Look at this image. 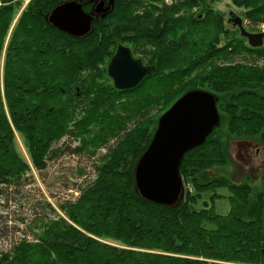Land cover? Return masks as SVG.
<instances>
[{
	"label": "trees",
	"instance_id": "16d2710c",
	"mask_svg": "<svg viewBox=\"0 0 264 264\" xmlns=\"http://www.w3.org/2000/svg\"><path fill=\"white\" fill-rule=\"evenodd\" d=\"M21 1L0 0V201L31 169L16 133L38 170L70 153L94 158L95 176L59 204L63 215L50 204L55 215L38 212L33 238L1 252L0 264H264V171L261 187L197 177L228 162L227 137L264 144V45L251 47L214 6L234 5L250 30L260 31L264 0H184V15L168 14L163 26H184L176 29L184 51L180 45L168 59L185 66V76L167 77L161 61L127 90L115 87L108 64L118 44L152 38L148 14H116L72 38L41 15L65 0H30L24 10ZM194 89L219 97L221 124L186 154L183 202L172 208L146 201L135 188L136 163L159 117ZM66 138L71 143L57 146ZM216 186L230 191L229 213L206 202L192 208L201 190Z\"/></svg>",
	"mask_w": 264,
	"mask_h": 264
},
{
	"label": "water",
	"instance_id": "95a60500",
	"mask_svg": "<svg viewBox=\"0 0 264 264\" xmlns=\"http://www.w3.org/2000/svg\"><path fill=\"white\" fill-rule=\"evenodd\" d=\"M55 29L72 38H84L93 32V16L86 12L82 0L58 3L44 17ZM229 22L240 29L251 47L264 45V32H250L243 18L229 12ZM141 59L132 56L126 46H119L108 65L109 76L119 90L138 86L152 71ZM219 97L203 89L181 95L158 119L156 130L135 169V188L146 201L172 208L186 195L181 167L186 154L203 145L221 124Z\"/></svg>",
	"mask_w": 264,
	"mask_h": 264
},
{
	"label": "rangeland",
	"instance_id": "374dc122",
	"mask_svg": "<svg viewBox=\"0 0 264 264\" xmlns=\"http://www.w3.org/2000/svg\"><path fill=\"white\" fill-rule=\"evenodd\" d=\"M21 2L24 10L30 0ZM220 9L226 13V16L229 10L236 11L234 5L225 2L220 5ZM243 22L247 26V21L243 19ZM259 30L264 32V24ZM3 61L4 56L0 67ZM16 138L18 148L31 169L22 184L6 187L9 200L1 197L0 253L8 251L22 238H33L32 232L35 228H33L32 219L39 216L38 212L55 215L47 204L63 215L59 204L64 200H74L79 195L78 186H83L95 176L94 158L70 153H62L56 159L49 161L46 168L38 170L30 160V154L22 137L16 133ZM69 143L71 141L66 138L57 146H67ZM225 151L228 162L223 166H214L201 171L197 176L200 183L224 180L227 183L252 182L257 187H261V175L264 171V144L255 140L227 137ZM188 183L194 193L198 191L191 179H188ZM229 195L230 191L225 186L205 188L201 190V196L192 208L201 209L206 202L209 206H213L217 213L225 215L230 211Z\"/></svg>",
	"mask_w": 264,
	"mask_h": 264
},
{
	"label": "flooded vegetation",
	"instance_id": "af4514ba",
	"mask_svg": "<svg viewBox=\"0 0 264 264\" xmlns=\"http://www.w3.org/2000/svg\"><path fill=\"white\" fill-rule=\"evenodd\" d=\"M82 2L84 4L85 11L91 13V15L93 16L94 29L97 22L101 20L106 21L111 16L116 14L121 15L124 13H133L137 14L138 16L142 14H148L153 22V25L145 27H148L147 30L149 31V34L150 36H152V38L144 39V42L141 44L133 43L132 40L128 43H120L118 44L114 55L118 47L123 45L129 47L132 56L136 59H141L142 63L145 66H155L153 71L149 75H154L155 72H157L158 69L156 63L162 61L163 68L167 77H169L171 74L178 75L179 77L185 76L186 67H172L171 65L176 64L170 63V60L168 59L169 53L177 50L180 45L182 47V51H184V33L182 32L177 34L176 32V29H183L184 26H163L164 21H166V19H170V15L167 16L168 14H171L174 19L180 18L184 15V0H82ZM220 5L221 4L218 3L214 6L220 8ZM198 10L199 7L196 6L193 9V12L197 13ZM231 11L233 10L231 9L227 12V21L229 24H232L229 22V12ZM41 15L42 18H44L46 14ZM129 27L134 31L137 29V26ZM232 27L236 28L237 26ZM245 27L250 32H262L250 30L249 26ZM163 29H166V31H164ZM134 31H132V33L138 35V33ZM183 55H185L184 52L180 53L179 56Z\"/></svg>",
	"mask_w": 264,
	"mask_h": 264
},
{
	"label": "bare ground",
	"instance_id": "6f19581e",
	"mask_svg": "<svg viewBox=\"0 0 264 264\" xmlns=\"http://www.w3.org/2000/svg\"><path fill=\"white\" fill-rule=\"evenodd\" d=\"M155 67V66H154Z\"/></svg>",
	"mask_w": 264,
	"mask_h": 264
}]
</instances>
